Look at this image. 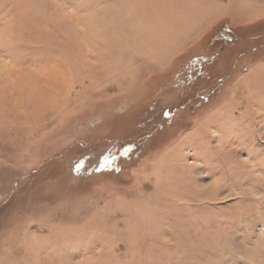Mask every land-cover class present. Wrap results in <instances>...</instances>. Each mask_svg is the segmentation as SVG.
<instances>
[{
	"label": "rangeland",
	"instance_id": "obj_1",
	"mask_svg": "<svg viewBox=\"0 0 264 264\" xmlns=\"http://www.w3.org/2000/svg\"><path fill=\"white\" fill-rule=\"evenodd\" d=\"M0 264H264V0H0Z\"/></svg>",
	"mask_w": 264,
	"mask_h": 264
},
{
	"label": "trees",
	"instance_id": "obj_2",
	"mask_svg": "<svg viewBox=\"0 0 264 264\" xmlns=\"http://www.w3.org/2000/svg\"><path fill=\"white\" fill-rule=\"evenodd\" d=\"M228 38H230V39H231V37H230V36H228Z\"/></svg>",
	"mask_w": 264,
	"mask_h": 264
}]
</instances>
